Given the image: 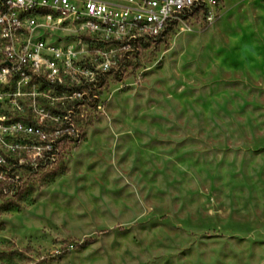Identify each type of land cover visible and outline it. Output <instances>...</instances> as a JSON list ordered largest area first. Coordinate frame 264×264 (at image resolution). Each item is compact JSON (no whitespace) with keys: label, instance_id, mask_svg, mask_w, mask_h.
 I'll list each match as a JSON object with an SVG mask.
<instances>
[{"label":"rangeland","instance_id":"1","mask_svg":"<svg viewBox=\"0 0 264 264\" xmlns=\"http://www.w3.org/2000/svg\"><path fill=\"white\" fill-rule=\"evenodd\" d=\"M103 50L28 114L40 144L3 154L0 264H264V0Z\"/></svg>","mask_w":264,"mask_h":264},{"label":"built area","instance_id":"2","mask_svg":"<svg viewBox=\"0 0 264 264\" xmlns=\"http://www.w3.org/2000/svg\"><path fill=\"white\" fill-rule=\"evenodd\" d=\"M205 3L0 0V161L40 138L41 125L28 114L42 110L49 89L62 91L68 81L79 80L90 51L107 68L111 59L103 49L162 39L204 16Z\"/></svg>","mask_w":264,"mask_h":264},{"label":"trees","instance_id":"3","mask_svg":"<svg viewBox=\"0 0 264 264\" xmlns=\"http://www.w3.org/2000/svg\"><path fill=\"white\" fill-rule=\"evenodd\" d=\"M67 114V113H66ZM67 116V115H65ZM76 123H72V125H69V123L63 124L61 126V128L59 129V131H61L60 136L57 137L54 141H52V138H47V143H44L45 145H47L49 148L46 152H44V157L47 158V160H51V155L55 153V151L62 146L63 148H67L68 145L74 144L76 143V136L79 134V130L76 126ZM40 129H42V127H40ZM47 132H49L48 129H45ZM27 146L30 148L36 147L40 144V142L38 141V138L32 137L30 138L29 141H27ZM62 158V157H61ZM31 162V161H29ZM34 163H32L33 165ZM1 171H3L1 169ZM66 173V169L62 170V175ZM5 180V179H4ZM14 179L12 178V181ZM4 188H0V191H3Z\"/></svg>","mask_w":264,"mask_h":264}]
</instances>
